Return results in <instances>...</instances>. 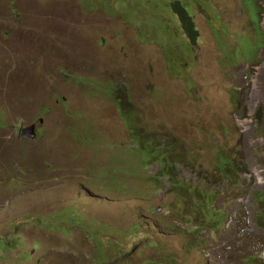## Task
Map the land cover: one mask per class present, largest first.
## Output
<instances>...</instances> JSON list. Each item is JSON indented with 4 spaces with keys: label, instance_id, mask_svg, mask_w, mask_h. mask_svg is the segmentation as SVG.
Instances as JSON below:
<instances>
[{
    "label": "rangeland",
    "instance_id": "obj_1",
    "mask_svg": "<svg viewBox=\"0 0 264 264\" xmlns=\"http://www.w3.org/2000/svg\"><path fill=\"white\" fill-rule=\"evenodd\" d=\"M259 192L264 0H0V264H264Z\"/></svg>",
    "mask_w": 264,
    "mask_h": 264
},
{
    "label": "trees",
    "instance_id": "obj_2",
    "mask_svg": "<svg viewBox=\"0 0 264 264\" xmlns=\"http://www.w3.org/2000/svg\"><path fill=\"white\" fill-rule=\"evenodd\" d=\"M176 7L179 8L181 12V19L183 20V24L187 33L194 41H196L199 38V30L196 27L193 14L183 5L177 4ZM128 121L130 122V118L128 119ZM143 141L146 140L142 139L140 143H142ZM158 152L160 153V159H162L163 158L162 152L160 150ZM160 159H156V160H160ZM150 183L154 184V178H151ZM174 187L179 194L189 196V202L192 204L191 211L193 212L191 215L196 217V219L201 222L202 227L212 229L213 223L217 220L218 217H222L223 214L222 213L218 214L217 211L211 209L209 207V203L200 202L201 199L200 188L189 186L181 179H177L174 181ZM207 191H208V198H211L212 200L216 201L215 193L212 194L213 190L207 189ZM257 196H258L257 200L259 201V205L262 211V214L259 215V220L261 224H264V197L262 195V192H259ZM193 232L199 235L198 230Z\"/></svg>",
    "mask_w": 264,
    "mask_h": 264
},
{
    "label": "clouds",
    "instance_id": "obj_3",
    "mask_svg": "<svg viewBox=\"0 0 264 264\" xmlns=\"http://www.w3.org/2000/svg\"><path fill=\"white\" fill-rule=\"evenodd\" d=\"M217 201H218V200L216 199V202H217ZM260 209H261V208H260ZM217 212H218V214L221 213L220 211H217ZM261 214H262V211L259 213V215H261ZM189 217H192V216L190 215ZM193 222H194V224H193V226H192V229H193V231H197V230H198V231H199V235H201V234L205 231V229H208V228H204V227H202L200 221H197V220L193 219ZM260 256L264 258V251H262V252L260 253Z\"/></svg>",
    "mask_w": 264,
    "mask_h": 264
}]
</instances>
